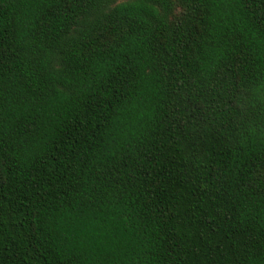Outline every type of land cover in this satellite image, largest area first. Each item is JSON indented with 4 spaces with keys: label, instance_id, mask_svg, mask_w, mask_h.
I'll list each match as a JSON object with an SVG mask.
<instances>
[{
    "label": "trees",
    "instance_id": "obj_1",
    "mask_svg": "<svg viewBox=\"0 0 264 264\" xmlns=\"http://www.w3.org/2000/svg\"><path fill=\"white\" fill-rule=\"evenodd\" d=\"M0 264H264V0H0Z\"/></svg>",
    "mask_w": 264,
    "mask_h": 264
}]
</instances>
